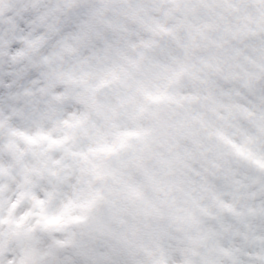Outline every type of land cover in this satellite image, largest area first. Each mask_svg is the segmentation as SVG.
I'll list each match as a JSON object with an SVG mask.
<instances>
[{
  "label": "clouds",
  "instance_id": "clouds-1",
  "mask_svg": "<svg viewBox=\"0 0 264 264\" xmlns=\"http://www.w3.org/2000/svg\"><path fill=\"white\" fill-rule=\"evenodd\" d=\"M0 264H264V0H0Z\"/></svg>",
  "mask_w": 264,
  "mask_h": 264
}]
</instances>
